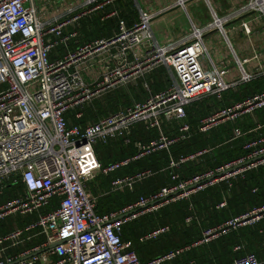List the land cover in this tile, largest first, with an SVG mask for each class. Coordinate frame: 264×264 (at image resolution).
Here are the masks:
<instances>
[{
    "label": "built area",
    "instance_id": "built-area-1",
    "mask_svg": "<svg viewBox=\"0 0 264 264\" xmlns=\"http://www.w3.org/2000/svg\"><path fill=\"white\" fill-rule=\"evenodd\" d=\"M53 1L59 7L52 8ZM116 1L85 0L84 7L100 9ZM200 2L210 19L197 26L187 6ZM49 9L63 14L48 20ZM175 12L182 13L188 31L157 42L152 25ZM86 13L66 9L64 0H44L41 5L35 0H0V196L8 186H21L14 197L0 204V224L9 227L4 220L12 215L24 221L23 226L13 224L0 233V264H164L191 248L263 221L264 205L206 228L198 241L147 262H141L130 243L122 241L123 227L129 222L173 203L189 201L221 183L231 187L245 174L264 168V124L255 119L257 112L264 111V90L239 101L223 98V93L235 91L241 84L253 80L264 84L261 54L253 50L240 58L225 27L240 20L244 34L251 36L249 21L264 22V0H244L225 16L217 15L210 0H172L154 10L141 9L131 25L113 10L107 18H116L117 23L109 37L76 42L72 51L52 59V52L67 48L77 39V22ZM68 28L71 31L66 33ZM214 31L229 50L227 60L232 69L216 63L207 46L206 36ZM100 55L106 69L88 83L83 78L84 67ZM253 62L254 68L248 70ZM161 68L167 70V84L153 92L148 78ZM231 70L236 72L234 79L229 77ZM136 84L145 94L143 100L132 101L83 126L68 124V114L81 120L94 101ZM30 87L35 91L29 92ZM208 98L215 104H209V113L198 120L197 133L210 136L219 127L230 125L223 145L248 136L242 144L243 154L181 178L178 170L183 164L201 159L212 149L207 146L179 157L170 154L173 145L191 137L186 108ZM246 119L254 126L244 131L239 123ZM163 125L170 128L169 135ZM134 126L155 130L157 136L146 143L135 142L133 155L103 166L95 146L118 140L130 145ZM157 152L168 156L170 182L118 210L96 214V197L87 191L86 184L96 174L108 177ZM153 175L143 169L114 177L108 194L132 190ZM225 206L223 201L217 208ZM192 220L193 216L186 218L185 224ZM166 232L168 227L158 228L141 236L139 242ZM27 244L32 245L26 248ZM242 249L238 245L233 250ZM230 264H264V260L245 253Z\"/></svg>",
    "mask_w": 264,
    "mask_h": 264
},
{
    "label": "trees",
    "instance_id": "trees-1",
    "mask_svg": "<svg viewBox=\"0 0 264 264\" xmlns=\"http://www.w3.org/2000/svg\"><path fill=\"white\" fill-rule=\"evenodd\" d=\"M96 15H90L80 21L81 27L79 28L85 38L88 39L85 42L109 37L116 28V18L110 17L108 20L100 22L101 17H96ZM62 48L64 47L58 48L55 52L61 54ZM53 53L51 56H53ZM148 82L152 90H156H153L154 92L164 89L167 84L165 70L161 68L153 72L149 76ZM139 87L140 84L134 89L137 90ZM262 90H264L263 82L253 80L249 83L241 84L235 91L227 92V97H229L228 99L232 98L230 101H239ZM131 91L128 93L116 91L113 95H108L104 104L95 103L93 109H87L81 120H75L72 114H68L66 116L68 124L82 126L86 122H95L101 116H106L119 108L129 106L131 99L134 98ZM209 104H215V100L208 98L195 102L186 108L187 123L191 126V137L170 148V154L173 157H179L190 155L207 146L212 147L211 151L201 159L183 164L178 170L181 178H187L194 173L205 170L207 167L230 161L243 154L242 144L248 136L223 145L224 139L229 135L230 125L219 127L217 130L212 131L210 136H202L197 133V122L201 117L209 113ZM255 119L258 123L264 124V111L257 112ZM241 125L244 131L254 126L248 119H246L244 124L239 123V126ZM136 128L131 134L130 145H124L122 141L118 140L109 142L106 145L97 144L95 146V153L103 166L133 155V144L135 142L144 143L149 138L152 140L157 136L155 130L146 131L141 126ZM163 130L167 135L171 133L170 128L166 125H163ZM167 166V154L165 152H157L109 175L108 177L113 179L114 177L130 174L135 170L149 169L154 172L151 178L142 184L136 185L132 190H124L102 198L96 197L95 213L102 215L118 210L134 202L140 195H148L165 186L170 182V171ZM109 179L102 177L99 181L101 185L106 186ZM20 189V185L8 186L0 202L14 197ZM223 201H225L226 206L221 209L217 208ZM262 205H264V168H259L245 174L242 179L233 182L231 187L221 183L196 194L189 201L173 203L156 213L148 214L129 222L123 227L122 241L129 242L131 249L136 253L139 260L143 262L142 253L146 250L150 252V255L154 254L153 258H155L175 249L189 246L199 238L200 229L222 224L230 218L244 214ZM190 216H193L194 221L192 220L190 224L186 225L185 219ZM196 218L198 222L195 221ZM23 224L24 221H19L14 223V226L21 227ZM162 227H168V232L156 239L143 243L139 242L141 236ZM5 229H7L6 226L0 224V233L5 232ZM31 245L27 244L26 248L31 247ZM204 245L200 248H191L172 262L164 264H230L233 259L245 253H252L259 260H264V220L256 225L233 231ZM238 245L242 246L243 249L240 252H234V247ZM153 258H149L147 261Z\"/></svg>",
    "mask_w": 264,
    "mask_h": 264
},
{
    "label": "crops",
    "instance_id": "crops-1",
    "mask_svg": "<svg viewBox=\"0 0 264 264\" xmlns=\"http://www.w3.org/2000/svg\"><path fill=\"white\" fill-rule=\"evenodd\" d=\"M171 1L172 0H117L116 2H113L109 5L101 7L100 9H95L92 7L85 8L84 7L85 1L81 2V3L76 2V4L71 2V3H69V5L67 6L66 9H71L72 11H74L76 13H80L82 11H87V13L83 17H81V19H79V21L77 22V28H76V30L78 32L77 39L75 41H73L72 43H70L67 48H62L60 53L64 54L67 51L70 52L75 47L76 42L83 43V42L88 40L85 38L82 30H80L79 27H81L80 21L82 19L90 16V15L97 14L96 17L97 16L101 17L100 22H104V21L109 19V18H107V15L111 11L117 10L119 17L125 19L128 25H131L132 23H134L137 20L139 11L141 9L146 10L144 7L148 8L150 10H154L155 8L160 7V6H164ZM210 1H211L212 6L214 7V9L216 10L217 15L218 16H225L230 11H232L236 5H238L239 3H241L244 0H219V2H217L216 0H210ZM200 4H202V7H203V3L200 2ZM187 7H188L187 9H188L193 21L195 22V24L197 26H202L204 23L209 21L210 18H209V14H207V12L206 13L203 12L200 15L197 14L196 16H193L192 12L196 9L197 4L189 3ZM61 14H63V12H59L58 14H55L53 17H51L49 19H48V17H49L48 16L47 19L53 20L54 18L58 17ZM234 24H236V25H234ZM230 25H231V27L229 28L228 26H230ZM248 26L252 31L251 36H246L244 34L242 28L240 27V20L231 21L229 24H227L225 26L226 29L228 30V39L232 43L234 51L236 52V54L240 58L243 59V58L249 56L253 50H256V52H259L261 54V58L264 61V22L260 19H254L253 21H249ZM188 29H189L188 24H187V22H186V20H185V18L181 12H175L173 14H170L167 17H165L164 20H160V21H158L152 25V33L154 35L155 40L159 43L164 42L167 38H174V39L178 38V37L182 36L183 34H185L188 31ZM69 31H71V28H68L66 33H69ZM97 39H99V38H97ZM206 43H207V46L209 47L210 51L213 54V58H214L215 62L216 63H224V64L228 65V67L230 69H232V65L227 60L228 55H229V50H228L227 46L225 45L221 35L216 33L215 31L209 33L206 36ZM58 55L59 54L57 52H54L53 56H51V58L55 59ZM254 66H255V62L250 63L247 66V69L252 70L254 68ZM105 69H106V65H105L104 57L101 55L97 56L92 62H90L87 66L84 67L83 78L88 83L92 82L94 79H96L98 76H100L105 71ZM162 69H164L165 72L167 73V70L165 68H162ZM229 77H230V79L233 77L236 78V72L234 70H231V72L229 73ZM137 86H138V84L132 85L127 90L125 88L124 89H118L117 92L122 91V93L123 92L128 93L132 89L137 88ZM134 91H135V94H132L134 97L131 99L132 101L138 102V101H141L145 98V94H144L143 90L141 89V86L137 90L134 89ZM154 91H156V90H154ZM113 94H110V95H113ZM107 96H105L104 98H102L99 101H94L91 105L88 106L87 109H90V108L93 109V107H94L93 105L95 103L104 104ZM231 99H225V101H230ZM136 127L137 126H134V128L132 129V132L135 129H137ZM149 140H150V138L148 139V141ZM148 141H145L144 143H146ZM102 177L104 178V176L96 174L94 180H92L86 184L87 191H89L94 197H97V198H99V197L102 198V197H105L107 195H110V194H108V190H109V183H110L112 178L107 177V179L110 178L108 180L109 182L106 183V186H103V185H101V183L99 181V179ZM155 191H157V190H155ZM140 196H147V195H140ZM3 202H0V204ZM195 221L198 222L197 218ZM186 225H188V224H186ZM8 226H11V224L8 223ZM6 228L7 229H5V231L11 229L7 226H6ZM205 229L206 228L200 229L199 238H200L201 232ZM199 238L196 241H198ZM196 241H194V242H196ZM203 246H205V245H203ZM197 247L200 248V247H202V245H199ZM197 247H194V248H197ZM21 250H23V248H21ZM142 255L144 258L143 262L147 261V259H149V258L154 257L153 256L154 254L150 255V252L148 250L143 252Z\"/></svg>",
    "mask_w": 264,
    "mask_h": 264
},
{
    "label": "rangeland",
    "instance_id": "rangeland-1",
    "mask_svg": "<svg viewBox=\"0 0 264 264\" xmlns=\"http://www.w3.org/2000/svg\"><path fill=\"white\" fill-rule=\"evenodd\" d=\"M85 0H64V7L65 8H67V6L69 5V3H71V2H73L74 4H76V2L77 3H81V2H84ZM217 2H219V0H216ZM35 2L38 4V5H41L42 4V2H43V0H35ZM199 4V5H198ZM197 4V7H196V9L192 12V14H193V16H196L197 14L198 15H200L201 13H203V12H207V14H209L208 13V11H207V9H206V7L203 5V7H202V4H200V3H198ZM52 8H57V7H59V3L58 2H56V1H53V3H52ZM146 10H148V8H146V7H144ZM60 10H61V8H60ZM48 13H49V17H48V19L49 18H51V17H53L54 15H55V13L53 12V10L52 9H49L48 10ZM59 13V12H58ZM203 18V17H202ZM178 19V18H177ZM234 25H236V24H234ZM229 28L231 27V25L230 26H228ZM234 78V77H233ZM28 91L29 92H33V91H35V87H30V88H28ZM132 94H135V91L134 90H132ZM223 98L224 99H228L229 97H227V93H223ZM124 191V190H123ZM6 192V191H5ZM119 192H122V191H119ZM1 198H2V196H0V200H1ZM21 219H23L22 217H20V216H18V215H12V216H10L9 218H7V219H5L4 220V222L5 223H10L11 225H13L14 223H16V222H19V221H22Z\"/></svg>",
    "mask_w": 264,
    "mask_h": 264
},
{
    "label": "water",
    "instance_id": "water-1",
    "mask_svg": "<svg viewBox=\"0 0 264 264\" xmlns=\"http://www.w3.org/2000/svg\"><path fill=\"white\" fill-rule=\"evenodd\" d=\"M246 16H243L242 18H245ZM56 244H53L50 246V248L54 247Z\"/></svg>",
    "mask_w": 264,
    "mask_h": 264
}]
</instances>
